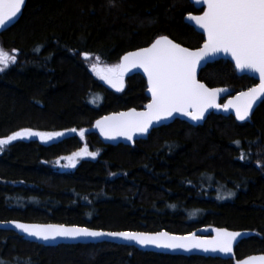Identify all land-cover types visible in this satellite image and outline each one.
Listing matches in <instances>:
<instances>
[{"label": "trees", "instance_id": "1", "mask_svg": "<svg viewBox=\"0 0 264 264\" xmlns=\"http://www.w3.org/2000/svg\"><path fill=\"white\" fill-rule=\"evenodd\" d=\"M197 12L188 0L26 1L19 20L0 33V48L16 50V62L0 71V138L21 129L85 133L83 141L65 133L49 142L22 137L0 151V222L172 233L224 227L251 232L236 246L238 258L264 253V100L247 122L213 113L198 126L174 120L132 146L106 145L91 131L99 117L139 109L148 98L140 75L123 77L117 90L92 72L82 55L116 63L160 35L198 48L202 34L183 20ZM199 79L232 92L256 83L237 75L228 60L208 63ZM83 144L97 155L70 171L53 164ZM0 264L232 261L109 243L44 247L0 230Z\"/></svg>", "mask_w": 264, "mask_h": 264}, {"label": "snow or ice", "instance_id": "2", "mask_svg": "<svg viewBox=\"0 0 264 264\" xmlns=\"http://www.w3.org/2000/svg\"><path fill=\"white\" fill-rule=\"evenodd\" d=\"M25 0H0V27L12 21L21 12ZM203 4L202 15H188L203 29L207 37L203 45L195 50L174 43L167 36L157 37L148 47L138 48L125 53L120 62L114 65L100 67L98 63L91 65L92 72L105 80L117 90L123 88V77L132 68H142L147 76L148 91L151 100L144 111L130 109L105 116L96 121L95 126L109 138L123 136L132 140L136 133H146L154 121L181 113L192 120H201L209 108H223L225 111L235 109L236 119L244 121L250 115V110L261 96H264V0H194ZM15 49L13 52L15 53ZM230 54L235 61V67L258 73L259 83L247 91L239 92L234 98L220 105L216 102L220 88H209L197 79V67L206 58L217 53ZM85 59L88 53H84ZM99 61V57H96ZM16 62V56L10 55L0 48V71L9 64ZM76 131V129H72ZM84 129H80L83 137ZM63 135L60 132H34L31 129H21L6 137L0 138V151L12 141L22 137L38 136L41 140H51ZM239 145L240 141H234ZM95 157L96 152L88 151L87 147L66 157L71 166H75L77 156ZM244 159V154H241ZM59 163V161H57ZM228 197L233 192L225 194ZM223 198V197H220ZM17 229L29 236L41 240L56 238L77 239L80 237H119L135 241L141 246L153 245L158 248L183 249L190 251L200 249L204 252H233V243L241 233L229 231L226 228H214L210 237L197 236L195 233L173 235L168 232L140 233L130 231L104 232L87 227H66L64 225H27L12 222ZM236 264H264V255L250 256L237 260Z\"/></svg>", "mask_w": 264, "mask_h": 264}, {"label": "water", "instance_id": "3", "mask_svg": "<svg viewBox=\"0 0 264 264\" xmlns=\"http://www.w3.org/2000/svg\"><path fill=\"white\" fill-rule=\"evenodd\" d=\"M26 1L27 0H25V3H26ZM188 1L194 6V8L196 10L200 11V12H197V13H189V14H191V15H202L203 14V12L205 10V6L202 3L201 4L194 3V0H188ZM25 3L22 6L21 12L18 13L17 16L12 19V21L6 23V25L3 26V27H0V33H2L4 30H6L7 28L12 26L13 24H15L19 20L21 14H22V11L24 9ZM189 14H186L184 16L183 20H184V22H186L187 24L192 26L195 29L196 32L202 34L203 42L199 46V47H201L207 37L204 35L203 29L199 28V26L196 25L194 21H191V20H189L187 18ZM160 36H164V35H160ZM154 40H152V42ZM152 42H150L146 47H148ZM174 43H176V42H174ZM182 47H184V46H182ZM189 49L195 50L197 48H189ZM135 50H137V49H135ZM135 50H132V51H135ZM128 52H130V51H128ZM123 55H121L119 57L118 63L120 62V58ZM82 57L85 58L84 54L82 55ZM217 60H228L229 62H231L233 64L237 75H247V76L253 78L256 83L254 85H252L251 87H254L255 85H257L259 83L258 73H255V72H252V71H249V70L237 69L235 67V61L232 59L231 55L227 54V53H223V52L217 53V54H215L213 56H210V57L206 58L200 65H198V67H197V79L200 82H202L199 79L200 71L208 63H212V62L217 61ZM135 74L140 75L145 81V85H146L145 95L148 98V101L146 103H144L141 106V108H139V109L129 108V109L120 110V111H117V112H111V113H108V114H105V115L99 117L98 119H96L93 122L92 127H91V131L93 133L97 134V136L101 140V142L106 144V145L116 146L118 144H123V145L132 146L138 140L147 139L148 135L150 134V132L153 129L158 128V127L163 126V125H168V124L172 123L174 120H180V121L186 122V123H188V124H190L192 126L202 125L204 123V121L206 120V118L212 113L216 114V115L230 114V115L233 116V118L237 122L244 123V122H247V121L250 120V118H251L253 112L255 111V109L264 100V96H261V98L256 101V103L253 105L252 109L250 110L249 117L246 118L244 121H240V120L236 119L235 109H229V110L225 111L222 107L221 108H209L205 112L204 118L201 119V120H192L190 117L185 116V115H183L181 113H174L171 117H168L167 119H163V120H160V121H154L153 124L149 127L148 132H146V133H136V134H134L132 140H128L126 137H123V136H115L113 138H109V137L103 135L101 133V130L95 126L97 120H100L101 118H103L105 116H110V115H113V114H116V113L128 112L130 109H136V111H144L145 110V106L151 100V93L148 91L147 76L144 73L142 68H132L128 72H126L124 74V77H130V76L135 75ZM202 83H204V82H202ZM207 87H209V86H207ZM209 88H220V89H225L226 90V91L220 92L218 94V96H217L216 102L218 104H220V105H223L228 100L234 98L239 92L247 91V89H245V90H241V91H238V92H232L230 90V88L227 87V86H218V87H209ZM73 132L74 131H72V129H70V130L65 132V135H72ZM13 221L14 222H18V223L27 224V225H64L66 227H72V226L85 227V226L72 225V224L71 225L70 224H61V223L25 222V221H20V220H7V221H1L0 222V230L12 231V232L16 233L17 235L21 236L24 240L29 241V242H33V243H37V244L42 245L44 247H55V246H58V245H75V244H93L94 245V244H100V243H109V244L120 245V246L134 247L137 250L142 251V252H152V253H157V254H166V255H174V256H185V257L200 256V257H205V258H207V257L219 258V259H222V260L230 259V260H232V264H236L237 260H243V259H246L247 257H250V256L264 255V253H254V254H250V255H247L245 257L239 258V259L236 258L235 248L239 244V242H241L243 239L248 238L251 235V232L249 230H231V229H228L229 231L241 233V235L239 237H237V239L233 243V252L232 253H228V254H224V253H220V252H211V251L204 252L203 250H200V249H192L190 251H185L183 249L172 250V249H167V248H158V247L153 246V245L141 246V245L137 244L135 241L125 240L123 238L111 237V236H102V237H95V238H93V237H80V238H77V239L56 238L54 240L50 239V240L45 241V240L37 239L36 237H33V236H29L27 233L21 231L20 229H17L15 227V224L12 223ZM87 228H89V227H87ZM214 228H224V227H214ZM214 228H212V229H214ZM89 229L97 230V231H104V232L130 231V232H140V233H157V232H162L163 231V232H168V233L173 234V235H186L188 233H195L197 236H204V237H210V236L215 234L212 231V229L210 230V232L206 233L204 226H202L200 228H196V229H194V230H192L190 232H187V233H172V232H169L167 230L135 231V230H104V229H94V228H89Z\"/></svg>", "mask_w": 264, "mask_h": 264}, {"label": "rangeland", "instance_id": "4", "mask_svg": "<svg viewBox=\"0 0 264 264\" xmlns=\"http://www.w3.org/2000/svg\"><path fill=\"white\" fill-rule=\"evenodd\" d=\"M4 51H6L7 53H9L10 55H13L14 54V52L13 51H10V50H4ZM15 55V54H14ZM85 60V59H84ZM87 63L91 66L93 63H98L99 64V66L100 67H104L105 65H114V64H117L118 62H116V63H110V64H104V63H101L100 61H97V59L95 58V57H93V56H88V58H87ZM90 104L91 105H93V106H96L97 104H96V102L93 100V97H92V99L90 98ZM34 132H37V131H34ZM60 133H65V131L64 132H60ZM73 134H75V135H77L82 141L84 140V136L83 137H81L80 136V131H74L73 132ZM72 134V135H73ZM61 136H63V135H61ZM61 136H58V137H54L53 139H51V140H54V139H57V138H59V137H61ZM32 137H36V138H38L39 140H41L38 136H32ZM51 140H41V141H43V142H49V141H51ZM84 147H87L85 144H83V146L81 147V148H78V149H75V150H73V151H71L70 153H68V154H66V155H63V156H60L59 158H56V159H54L53 160V164L56 166V167H58L60 170H63V171H70V170H72L75 166H76V164L77 163H79V161H81L82 159H84V158H92L91 156H87V155H80V156H77L76 158H75V160H74V164H75V166H71V164H70V162H69V160H67L66 159V157H69V156H72V154L73 153H75V152H79L82 148H84ZM87 149H88V151H90V149L87 147ZM91 152V151H90ZM57 161H59V163H57ZM222 199V198H221Z\"/></svg>", "mask_w": 264, "mask_h": 264}, {"label": "flooded vegetation", "instance_id": "5", "mask_svg": "<svg viewBox=\"0 0 264 264\" xmlns=\"http://www.w3.org/2000/svg\"><path fill=\"white\" fill-rule=\"evenodd\" d=\"M205 231H207V229H206ZM235 255H236V254H235ZM244 257H245V256H244ZM236 258L239 259L237 256H236ZM241 258H242V257H241ZM228 260H230V259H228ZM231 261H232V260H231Z\"/></svg>", "mask_w": 264, "mask_h": 264}]
</instances>
